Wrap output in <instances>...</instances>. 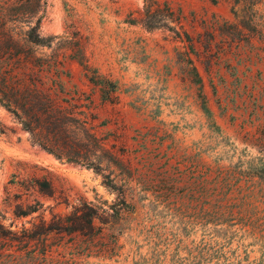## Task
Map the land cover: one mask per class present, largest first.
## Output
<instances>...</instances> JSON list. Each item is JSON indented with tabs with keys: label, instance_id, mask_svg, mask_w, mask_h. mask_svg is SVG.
I'll list each match as a JSON object with an SVG mask.
<instances>
[{
	"label": "rangeland",
	"instance_id": "obj_1",
	"mask_svg": "<svg viewBox=\"0 0 264 264\" xmlns=\"http://www.w3.org/2000/svg\"><path fill=\"white\" fill-rule=\"evenodd\" d=\"M0 122V264H264V0H0Z\"/></svg>",
	"mask_w": 264,
	"mask_h": 264
},
{
	"label": "trees",
	"instance_id": "obj_2",
	"mask_svg": "<svg viewBox=\"0 0 264 264\" xmlns=\"http://www.w3.org/2000/svg\"><path fill=\"white\" fill-rule=\"evenodd\" d=\"M204 112L207 114V115H210V111L207 107H204ZM0 127H2V124L0 122ZM95 170H97L95 168ZM263 172H264V169H263ZM40 186L44 189H47V190H50V184L48 182H45V183H40ZM34 212V211H33ZM24 214H29V213H24Z\"/></svg>",
	"mask_w": 264,
	"mask_h": 264
},
{
	"label": "crops",
	"instance_id": "obj_3",
	"mask_svg": "<svg viewBox=\"0 0 264 264\" xmlns=\"http://www.w3.org/2000/svg\"><path fill=\"white\" fill-rule=\"evenodd\" d=\"M116 117L118 118L117 121H118V125L117 126H114V128H116L118 130L119 133L122 132V119L125 120L123 117L124 115H116Z\"/></svg>",
	"mask_w": 264,
	"mask_h": 264
}]
</instances>
